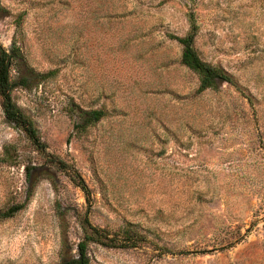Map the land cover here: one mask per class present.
Returning <instances> with one entry per match:
<instances>
[{"label": "rangeland", "instance_id": "1", "mask_svg": "<svg viewBox=\"0 0 264 264\" xmlns=\"http://www.w3.org/2000/svg\"><path fill=\"white\" fill-rule=\"evenodd\" d=\"M0 9V43H15L38 75L13 101L68 166L50 165L0 107V210L26 202L0 222V264L76 256L84 217L112 238L128 225L145 238L134 249L90 244V264H264V0H0ZM190 18L199 57L240 91L197 92L169 38L186 36ZM75 108L106 115L79 133Z\"/></svg>", "mask_w": 264, "mask_h": 264}, {"label": "trees", "instance_id": "2", "mask_svg": "<svg viewBox=\"0 0 264 264\" xmlns=\"http://www.w3.org/2000/svg\"><path fill=\"white\" fill-rule=\"evenodd\" d=\"M5 10L0 9V13ZM19 25V23L17 22ZM16 24V25H17ZM198 30L196 23L190 18V31L184 37H177L169 35V38L175 41L182 47L180 64L195 74L198 78L199 85L198 93L207 90L217 92L223 84L230 85L236 90H239L235 78L229 73L225 72L220 66H215L203 61L196 49L194 48V39ZM14 73V74H13ZM53 72L45 74L44 78L52 75ZM38 75L34 74L27 66L24 57L22 56L19 47L13 43L10 50H6L0 43V107L3 112L5 120L19 129L36 147L39 153L43 154L46 161L50 165H54L59 169H66V166L61 160L46 152L45 145L41 143L37 135V131L31 119L23 113V111L15 104L12 98V93L17 87L26 88L31 80H34ZM248 101L251 102V97ZM78 110L77 116L80 119L74 126V129L79 133L86 132L89 128L95 126L105 117V112L101 109L94 110ZM74 111V110H73ZM73 180L76 185L88 197V187L81 177L72 170ZM29 184H32L31 176H28ZM26 205V202L15 204L5 210H0V222L14 217ZM83 237L77 244V255H63L58 264H90L87 255V248L90 244H97L102 247L111 249H134L140 243L145 241L143 236L136 233L130 226L123 227L121 235L118 238L110 237L106 232L93 227L89 221L84 217L82 222Z\"/></svg>", "mask_w": 264, "mask_h": 264}]
</instances>
